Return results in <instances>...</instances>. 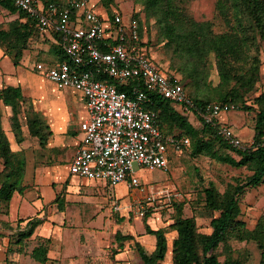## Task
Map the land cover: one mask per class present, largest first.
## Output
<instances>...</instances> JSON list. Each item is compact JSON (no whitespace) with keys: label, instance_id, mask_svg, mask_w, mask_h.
<instances>
[{"label":"rangeland","instance_id":"rangeland-1","mask_svg":"<svg viewBox=\"0 0 264 264\" xmlns=\"http://www.w3.org/2000/svg\"><path fill=\"white\" fill-rule=\"evenodd\" d=\"M96 1L92 0L93 3ZM116 1L123 13L131 9L141 11L143 8L136 0ZM183 6L195 20L211 21L215 32L225 30L215 15V0H186ZM94 10L103 20L114 11L109 8L107 13L99 6ZM124 18L129 19L128 15ZM13 22H19L18 13L0 7V29L8 30ZM106 24L104 21V25ZM145 38L151 41L150 47L153 58L157 60L156 64L164 67L170 53L155 43V29ZM45 44L41 38L33 35L22 62L16 66L13 65L12 58L3 55L0 50V89L5 86H19L25 97L24 104L19 108L5 106L0 101V127L10 149L20 151L23 156V185L27 191L26 195L20 197L15 193L9 207L0 203V240L4 242L0 250V264H38L31 258L30 253L47 237L50 238L48 255L50 260H54L53 264H111L118 249H126V264H144L137 247L147 254L155 247V238L146 233L145 224L152 230H164L167 251L161 264H172L171 245L176 238V232L171 229V225L175 219L176 206L182 208V217L194 220L197 234L207 235L211 232L210 221L218 212L205 208L203 189L211 183L222 194L230 186L243 183L251 175L250 169L245 165H233L232 162H238L240 158L229 150L217 147L215 156L205 153L191 155L190 150H187L179 157L169 160L166 172L146 170L134 165L136 175L147 185L148 190L164 189L168 192L157 198L153 205L144 206L142 217L137 211L139 205L133 200L140 196L129 192L125 185L110 187L79 181L76 177L70 178L66 168L74 153V145L80 139L76 125L86 117L85 101L80 92L71 88L60 90L33 70V55L51 57L47 56L49 51ZM254 54L257 61L256 81L252 90L244 97L246 107L252 108L245 110L240 107V103H237L238 106L230 104L232 111L220 115L228 118L230 128L242 139L249 136L251 138L256 111L260 104L264 105V102L258 105L256 100L264 92L263 42L258 41ZM53 56L56 61L60 59L58 53ZM210 80L213 85L218 83L212 57ZM26 114H36L47 126L45 132H51L44 147H40L37 140L29 136ZM189 120L200 129L195 119ZM200 136L207 138L202 132ZM250 138L244 140L246 148L251 146L253 139ZM2 170L0 159V172ZM50 178L57 182L51 183ZM56 197L60 199L57 203ZM114 203H131L132 207L129 212H114ZM239 210L237 220L244 224L245 229L252 231L259 219L264 217V182L245 190L239 200ZM37 215H40L43 223L30 239L17 242L18 230L25 227L24 219ZM117 233L121 237L130 236L132 239L117 240ZM70 249L73 250L68 251ZM260 253L256 242L240 241L235 237H229L216 250L218 259L228 264H264V261L261 262Z\"/></svg>","mask_w":264,"mask_h":264},{"label":"trees","instance_id":"trees-1","mask_svg":"<svg viewBox=\"0 0 264 264\" xmlns=\"http://www.w3.org/2000/svg\"><path fill=\"white\" fill-rule=\"evenodd\" d=\"M42 4L64 6L68 0H38ZM142 5L141 11L131 9L123 13L116 0H97L96 6L109 13L112 8L122 17L128 15L138 24L140 39L146 37L155 29V43L160 44L169 58L164 65L168 73L178 75L180 83L193 103L189 112H184L180 105L152 94V102L148 106L154 114L158 129L163 135L187 138L189 145L179 155L170 153L169 160L179 157L190 150L191 155L200 153L216 155L215 147L226 149L237 155L240 160L233 165L247 166L251 175L243 183H236L220 194L213 184L208 183L203 189V204L205 208L217 211L218 215L210 221L211 232L207 235L196 233L192 218L182 217V208L176 206V215L171 229L176 232V238L171 245L172 264H228L218 259L216 250L225 244L229 237L238 240H251L257 243L264 261V217H261L256 227L249 231L237 220L239 200L247 188H253L264 182V92L256 99L259 109L256 111L253 125V144L244 150L227 146L216 134V131L206 125L200 116V111L215 102L234 104L246 107L244 97L256 81V56L254 50L258 41L264 43V0H215V15L224 26V31L215 32L211 21H197L184 8L186 0H136ZM0 7L18 13L19 22H13L8 30L0 29V50L3 55L10 56L13 65L21 63L27 52L28 43L34 35L36 22L18 11L10 0H0ZM108 19L113 21V14ZM112 24V23H111ZM41 38L48 45V55L34 59L53 65L66 60L60 48L61 35L51 31L49 37ZM151 41L143 40L142 46L149 49ZM58 53L60 59L55 60L53 54ZM215 61L218 83L213 85L210 80V59ZM157 61V60H156ZM141 89L143 87L140 86ZM120 91H128L125 85L118 86ZM0 101L11 108H19L25 102V97L19 86H5L0 89ZM238 106V105H237ZM239 109V107H237ZM197 121L200 129L190 122ZM26 127L29 136L35 138L40 147L45 146L47 136L51 134L44 122L36 114H26ZM178 131V132H174ZM205 133L207 138L200 136ZM0 159L3 170L0 172V203L9 207L15 193L21 195L25 190L23 176L25 161L20 151H13L0 127ZM68 165V163H67ZM60 199L56 197L57 203ZM21 220V219H19ZM22 221H19V223ZM43 223L38 215L25 219L24 229L17 232V242L30 239L35 230ZM145 231L155 238V247L151 253H145L138 246L144 264H161L167 251L165 232L162 229L152 230L145 224ZM117 240H131L130 236L115 235ZM50 238L43 239L30 253L38 264H53L49 253ZM121 250V249H118ZM118 251H116L117 253ZM114 253V254H116Z\"/></svg>","mask_w":264,"mask_h":264},{"label":"built area","instance_id":"built-area-1","mask_svg":"<svg viewBox=\"0 0 264 264\" xmlns=\"http://www.w3.org/2000/svg\"><path fill=\"white\" fill-rule=\"evenodd\" d=\"M10 1L36 22L34 35L49 37L51 31L61 35L60 48L66 60L53 65L39 62L35 70L58 89L71 88L84 98L86 117L76 125L80 139L68 161V174L110 187L125 185L140 196L133 200L142 217L144 206L153 205L168 192L148 190L134 165L166 172L169 154L179 155L189 145L187 138L163 135L148 108L151 95L156 94L189 112L193 103L179 76L158 66L152 49L142 46L147 38L140 39L135 19L126 20L113 11L112 22L103 20L92 0H68L64 6L44 5L38 0ZM121 85L129 90H118ZM230 111V104L215 102L199 114L227 146L244 150L245 142L218 122L221 114ZM131 207V203H114L112 210L129 212Z\"/></svg>","mask_w":264,"mask_h":264},{"label":"crops","instance_id":"crops-1","mask_svg":"<svg viewBox=\"0 0 264 264\" xmlns=\"http://www.w3.org/2000/svg\"><path fill=\"white\" fill-rule=\"evenodd\" d=\"M45 46H47V50H48V45H45ZM34 57L36 56V55H33ZM1 57H4L2 54H1ZM5 58V57H4ZM218 122L220 123V124H223V125H226V126H228V127H231V125L229 124V120H228V118L226 117V116H219V118H218ZM236 134V133H235ZM239 138H241L238 134H236ZM250 138V136L247 138V139H242L243 141L244 140H248ZM251 138H253V134L251 135ZM250 138V139H251ZM245 142V141H244ZM78 143H79V141L77 142V144H75L74 145V150H75V148H76V146L78 145ZM66 171H67V168H66ZM67 175L70 177V178H72V177H74V176H70L69 174H68V171H67ZM77 178V177H76ZM51 179V178H50ZM77 180H85V179H79V178H77ZM86 182H88V180H85ZM57 181L56 180H54L53 178L51 179V183H56ZM90 182H93V181H90ZM95 184H101V183H97V182H95ZM36 185V184H35ZM102 185H104V184H102ZM121 185V184H120ZM26 192L27 191H24L21 195H19V197L20 196H23L24 194L26 195ZM38 197V196H37ZM36 197V198H37ZM36 198H34V199H36ZM33 201V200H32ZM40 216V215H39ZM38 216V217H39ZM25 220V219H24ZM36 234H37V232H36ZM71 242H74V241H71ZM76 242V241H75ZM74 242V243H75ZM4 242H2V244H3ZM73 249H70V250H68V251H72ZM112 263L111 264H126V249H123V250H118V252L116 253V254H114V256L112 257V261H111Z\"/></svg>","mask_w":264,"mask_h":264}]
</instances>
